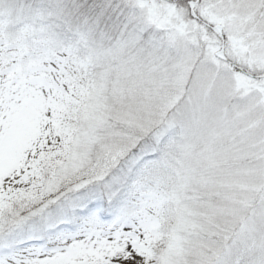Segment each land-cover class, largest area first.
<instances>
[{
  "label": "snow or ice",
  "instance_id": "snow-or-ice-1",
  "mask_svg": "<svg viewBox=\"0 0 264 264\" xmlns=\"http://www.w3.org/2000/svg\"><path fill=\"white\" fill-rule=\"evenodd\" d=\"M0 264H264V0H0Z\"/></svg>",
  "mask_w": 264,
  "mask_h": 264
}]
</instances>
